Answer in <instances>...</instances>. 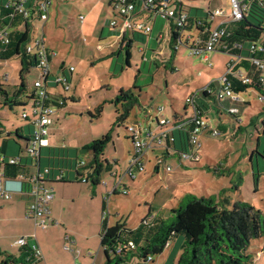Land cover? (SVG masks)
I'll return each mask as SVG.
<instances>
[{
    "label": "rangeland",
    "instance_id": "rangeland-1",
    "mask_svg": "<svg viewBox=\"0 0 264 264\" xmlns=\"http://www.w3.org/2000/svg\"><path fill=\"white\" fill-rule=\"evenodd\" d=\"M109 1L54 0L50 6L49 18L34 19L32 22V37L44 31L48 48L57 53L51 62L50 90L62 92L66 98L65 105L56 108L51 115L52 122L47 135L50 148L46 146L42 149V169L54 165L58 170H68L78 177L76 168L79 161L85 160L89 164L94 158L93 151L87 149V145L111 132L112 140L102 157L112 162L118 161V180L122 177V184L129 193L123 194L122 185L107 201L106 192L111 190L112 184L106 188L103 181L98 184L91 181L82 183L92 194L97 195L96 199L100 203L107 201V209L111 213L109 223L115 224L116 220H119L121 224L134 229L145 218L149 221L153 220L152 216L156 219L169 218L172 215L171 209L177 207L181 198L188 193L198 196L215 194L218 201L227 197L229 203L226 204L230 208L235 202L246 201L264 211V101L259 99V93L253 88L236 91L247 101L232 103L240 108V124L232 114L228 115L219 110L214 102L207 107L205 116L209 125L219 129L221 135L215 137L207 132L202 135L199 162H180L179 155L162 159V150L157 149L144 156L143 171L135 170L133 178L125 175L133 154L127 128L130 122L135 120V116H130L118 124V116L124 112L125 107L123 101H117L120 91L131 90L140 99L141 103L133 106L132 114L137 112V120L148 122L153 119L149 122L152 129H155L158 107L162 108L158 114L160 118L165 116L173 119L176 113L184 115L188 109L186 97L198 94L202 87L223 76L228 65L237 58L226 52L214 51L210 53V61L213 62L210 66L209 60L190 53L185 43L179 45L171 60H168L167 55L164 56L165 59L159 57L154 54V50L158 48L155 38L158 26L164 22L160 17L150 21L153 25L152 32L135 30L134 44L128 47L117 39L116 29L110 26L114 15L118 20L120 17L115 14ZM183 4L185 11L189 13V9L193 8L192 16L199 20H208L211 26L218 24L222 17L211 19L210 12L216 8L230 10L229 0H183ZM251 19L262 21L264 27L263 15H252ZM197 34L196 29H188L183 32V40H186L188 35ZM97 44L102 45L101 50L96 48ZM127 49L130 52V63H127L126 59ZM59 65L63 69H60ZM20 67V59L17 56L0 60V129L6 131L5 134H0V146L7 135L11 142L7 156L14 155L11 147L15 145L22 155L26 154V141L17 136V129L21 135H30L34 130V125L23 118L22 113L25 111L33 118L32 103L26 100V90L39 78V72L36 67H31L24 76L26 86L19 92ZM71 67L74 68L72 71ZM63 73L68 76L70 82L67 91L53 81V78ZM1 88L6 93H3ZM7 96L19 102H27L24 105L17 103L10 106L5 103ZM200 97H197V101L203 106ZM223 103L230 105L227 101ZM189 108L191 109L190 106ZM188 111L190 113L189 109ZM191 114L193 115L192 111ZM226 117L232 118V123L225 120ZM254 117L256 120L252 123ZM176 119L181 118L178 116ZM50 156L52 162H49ZM32 161V158L28 160L29 163ZM167 166H171L172 170L167 172ZM30 169L37 171L36 166ZM108 173L106 169L103 170V180H111ZM104 190L106 194L103 193ZM85 206V213L93 216L95 211L89 209H93L94 205L86 201ZM90 223L91 225L78 224V228L84 225L83 228L80 227L83 233L74 232L71 235L72 240L88 243L89 252L99 251L103 254L101 237L99 232L97 233L102 227L101 219L99 227L94 225L93 217ZM9 226L11 236L7 240V248L0 249V264L6 255L19 254L20 247L13 243L19 237L20 230L13 221L9 222ZM53 230L52 227L47 230L38 229L39 240L45 236V239L54 237L57 241L59 236L50 235ZM186 241L185 233L173 236L171 246H167L162 254L155 256L157 264H175ZM78 246L73 247L72 252L77 253L82 249L81 245ZM173 247L174 251L169 258ZM248 252L254 254V264H264V236L253 240ZM59 255L75 256L63 247L60 248ZM168 259L170 261L166 263ZM78 260L79 263L84 262L82 257Z\"/></svg>",
    "mask_w": 264,
    "mask_h": 264
},
{
    "label": "trees",
    "instance_id": "trees-1",
    "mask_svg": "<svg viewBox=\"0 0 264 264\" xmlns=\"http://www.w3.org/2000/svg\"><path fill=\"white\" fill-rule=\"evenodd\" d=\"M11 2H13V0H11ZM7 3L8 2H5L0 5V28L9 27L11 29L9 33L10 43L0 52V60L10 59L15 56L19 57L21 65L19 77L21 79V84L18 87V91L20 92L26 86L24 81L25 74L31 67L37 68L40 61V56L38 52H36V46L33 41L34 36L32 37V22L34 19L40 20V16L34 6V0H27V16H24V13L16 11L13 6L7 5ZM178 6L182 8V2L179 3ZM188 15L189 17L185 29H196L198 32L197 35L201 39L207 40L209 34L208 20L196 19L191 16L190 13H188ZM252 15H263L264 17V0H252L243 18L223 24L226 33L221 38V45H225L226 47H221L220 49L221 51L239 57L234 67L235 71L243 69L251 76V79H253L251 84H245L242 79L234 76V73L229 74L228 80L233 89L238 91L253 88L259 93L260 98V96H264V84L260 81L261 72L259 70L256 71L257 68L256 65L253 64V59H264V52L253 51L250 45L259 43L264 45V27L262 21L257 22L252 20ZM82 19H84V17ZM179 35L180 28L176 29L172 26L170 43L172 47L175 39H177ZM130 42L131 40L126 43L128 47L131 46ZM240 43L242 44L241 48L238 47ZM30 44L33 47L32 52L27 50V46ZM172 49H174V47ZM47 51L51 53L52 50L47 48ZM126 53L127 63H130V52L128 49ZM52 57V55L48 56L50 63L52 62ZM60 69H63L62 66H60ZM209 85L218 88V80L211 82ZM54 87L57 86H53V88ZM1 91L6 93L2 88ZM48 95L49 99L47 100V104H51L55 109L65 105L66 98L63 93L50 90V85ZM200 96L201 99L204 98L208 102L203 103L204 107H208L211 102H214V105L219 108L237 106L232 103L240 104L247 102L230 100L231 103L227 106L216 99L214 92L209 93L206 90H202ZM35 98L36 88L32 85L29 90H26V100L33 103ZM117 101H123L125 105L124 112L118 116V124L123 123L130 116H135V120H137V112L132 114L134 111L133 106L139 105L141 101L131 90H121ZM26 102L27 101L19 102L9 96L5 99V103L10 106L17 103L24 105ZM175 116L178 117L177 114H175ZM233 116L236 119L240 114ZM255 120L256 117H254L251 122L254 123ZM177 123L180 124V127H177ZM171 125H175V127L168 133L165 147L159 148L162 150L163 159L172 155H179L180 158L183 152L189 151L193 147L191 143V133L197 124L192 117H188L186 120H181L180 122H173ZM4 132L6 133L4 129H0V134H5ZM33 132H31L30 135H21L19 129L16 130L17 136L24 139L26 144L33 137ZM10 133L11 132H7V134ZM207 133H210V131ZM9 140L10 139L6 135L0 146V153L6 157L16 156H7L5 150H3V146L6 145V141ZM111 140V132H109L87 145L86 148L93 151L94 158L89 164L86 163L85 165H81L79 161L78 168H76L79 180L83 177L84 172L87 171V182L91 181L94 184H98L102 180L101 173L104 169L111 173L115 167L114 164H117L116 160L112 162L102 157ZM29 159L30 157L24 155L22 160L23 162L26 161L25 163H4L3 169L5 175L9 178H15L19 174L28 177L25 173V168L31 166V164L27 163ZM51 159L52 157L50 156L49 162H52ZM40 162L42 163V150ZM48 167L50 169V173H47L48 177L54 170L58 169L54 165ZM59 170L65 171V169L62 168ZM137 170L139 171L138 168ZM58 180H64V175L62 179ZM44 181H49V179L46 178ZM26 184H24V186L27 189ZM226 203H229L227 197L218 201L215 194L210 196H198L188 193L181 198L180 204L177 207L171 209L172 215L169 218L156 219L155 217L150 223H141L134 229L120 222L105 226L104 233L101 237V247L106 255L105 264H147L148 257L153 256L154 259L155 256L162 254L165 250V245L168 242L170 243L173 236L178 233H185L187 241L175 264H252L254 261V254L248 252V248L253 240L264 236V211L257 209L254 205L246 201L235 202L231 208L227 207ZM129 241L135 243L136 247L134 249L128 250L123 256H117L113 253V246L115 244L128 243ZM23 250L24 253L19 257L7 255L1 264H35L39 262L34 260L31 255V250L28 247L23 248ZM135 259H137V262H134Z\"/></svg>",
    "mask_w": 264,
    "mask_h": 264
},
{
    "label": "built area",
    "instance_id": "built-area-1",
    "mask_svg": "<svg viewBox=\"0 0 264 264\" xmlns=\"http://www.w3.org/2000/svg\"><path fill=\"white\" fill-rule=\"evenodd\" d=\"M111 5L120 18L119 20L114 16V18L110 21V26L112 29H117L120 32L121 36H124L126 33L131 32L134 33L135 30H142L144 33L152 32L153 25L150 21L154 20L156 17H161L172 22V26L176 29L180 28V35L173 44L175 50L179 48L181 43H185L190 50V53L194 55H201L204 60H209V65L212 66L213 62L210 61V53L214 51H221V47H226L225 45H221V38L225 35L226 31L223 27L224 23L241 19L245 16V13L249 9V3L252 0H229L230 10L227 11L225 9L216 8L214 9L209 17L214 19L215 17H222L218 24L215 26H208V38L207 40L201 39L198 35L192 36L188 35L186 40H183V32L186 31L185 26L188 21V12L182 10L180 6H178L180 2L175 0H110ZM53 0H34V6L37 9V12L40 16V20H45L49 18L50 15V6L52 5ZM7 5H11L15 8L16 11L24 13V16H27V0H13V2L8 1ZM81 18H83L81 16ZM9 27L0 28V52L4 50L7 45L10 43ZM172 36V33H171ZM171 36L168 42L165 40V35L160 33L158 36V41L163 44H167L171 48ZM36 52H38L40 56V61L38 64V72L39 78L34 81V87L36 88V98L32 103V111L33 118L29 116L27 112L22 113V117L26 118L34 125L33 137L26 144V154L16 155L6 157L5 155L0 153V164L2 169H0V195L6 199L11 200L13 198V194L15 192H23L25 189L24 184L27 185V192L32 196V200L28 207L29 216L35 219L36 226L46 229L53 225H58L60 221L57 218H54L51 215L49 204L51 200L54 198L53 187L46 184L44 181L46 179L47 173H50L49 167H45L41 170V150L43 147L49 146V140L47 135L49 134V125L52 122L51 115L55 111V107L51 104H47V100L49 99V85L51 83V63L49 62L48 56H55L57 53L55 51H47V38L44 35V31L40 34L39 32L34 36L33 39ZM203 43V45H202ZM238 47H242V44H238ZM96 48L98 50L102 49L101 44H97ZM251 50L253 51H262L264 52V45L262 43L259 44H251ZM27 50L32 52L33 47L30 45L27 46ZM224 52V51H222ZM227 53V52H226ZM49 54V55H48ZM234 56V55H233ZM237 59L228 65L227 72L221 76L218 80V88L211 87L209 84L201 89L206 90L211 93L214 92L216 99L221 103L226 100L231 101H242L246 102V99L241 97L236 90L233 89L230 81L228 80V75L233 74L234 76L242 79L243 83L251 84L253 79L251 76L243 69L235 71L234 67L239 60V57L235 56ZM253 64L256 65V71L259 70L261 72L260 81L264 84V59L255 58L253 59ZM74 68L71 67L72 71ZM235 71V72H234ZM53 81L57 86H61L64 90H68L70 88V82L68 76L63 73L58 74ZM201 94H192L191 96L186 97L187 105L191 107L193 115H191L192 119L196 122L197 126L193 129L191 133V143L193 147L191 150L183 152L180 157V162L183 161H199L200 150L202 147V135L205 132L210 131L211 136H219L221 135V131L217 128H212L209 125L207 117L205 113L207 112V107H203L200 105V101H197V97ZM201 99V97H200ZM261 101H264V96H260ZM202 100L206 103L207 100L202 98ZM208 103V102H207ZM210 105V103H209ZM225 108V109H224ZM226 112L227 114L237 115L240 110L237 106H229L222 107L219 110ZM162 108H157L156 120H157V128L152 129L150 126L153 119H150L148 122L143 119L133 120L130 122L128 126L129 136L131 137L132 145H133V154L132 160L130 162L129 167L126 170L125 175L130 176L131 178L135 175V170L137 168L139 171H143L144 166V156L148 154V152H154L156 149L165 147V141L168 136V133L175 127L171 124L173 122H180L181 119H176L174 116L173 119L168 117H161ZM204 110V112H203ZM159 117V119H158ZM152 118V117H151ZM237 123H241L242 119L240 116L236 118ZM178 124V123H177ZM180 127V124L177 125ZM28 156L32 158L31 165L36 166V173L24 177L22 174H19L15 178H9L5 175L3 166L4 163L10 164H19L23 162V156ZM163 159V158H162ZM25 163V162H23ZM81 165H85V160L80 161ZM115 169V168H114ZM111 171V176L114 180V185L111 190H108V196L110 197L112 194L116 193V190L122 186V177L118 180V174L116 170ZM158 169V166H157ZM172 170L171 166L166 167V171L169 172ZM87 172V171H86ZM84 172L83 177L80 179L82 182H87V174ZM64 175V171H60V173L56 176V179H62ZM103 181L104 185L108 184L107 180ZM123 194L129 193L127 188L123 185L122 188ZM104 215L108 213L107 210L104 211ZM154 219V216H152ZM149 221L147 218L143 219L141 223L148 224ZM73 242V241H72ZM15 244L21 248L28 247L31 250V255L34 260L40 261L43 258V251L36 240V234L30 235H22L15 241ZM169 242L165 245V248L169 246ZM135 243L133 241H129L128 243H118L113 246L114 254L117 256H123L128 250L134 249ZM65 249L69 251H73V246L66 245ZM263 257V255H261ZM153 256H149L147 259V263L153 262ZM75 264H87V263H79Z\"/></svg>",
    "mask_w": 264,
    "mask_h": 264
},
{
    "label": "crops",
    "instance_id": "crops-1",
    "mask_svg": "<svg viewBox=\"0 0 264 264\" xmlns=\"http://www.w3.org/2000/svg\"><path fill=\"white\" fill-rule=\"evenodd\" d=\"M8 1H10V0H6V2H8ZM175 1H177V2L181 1L183 4V0H175ZM110 2L111 1H109V5H111ZM3 3H5L4 0H0V5ZM183 7H184V4L182 6V10H184ZM189 13L191 16L193 15V8L189 9ZM196 15H197V11H196ZM157 18L158 17H156L154 20H156ZM161 19L164 22H161V24L158 26V28H159L158 33L155 36L157 43H158V48H157V50H154V54L159 55V57L161 56V58H164V56L166 57V55H167L168 60H171L173 55L177 52L178 49L174 51V49H172L167 44H163L162 42H159L158 36L160 33L164 34L165 35L164 41L168 42V40H170V36L172 33L171 32L172 22H170L166 19H163V18H161ZM152 31H153V28H152ZM116 36H117V39L122 44H126L127 41L131 40L130 43L132 46L134 44V40L136 38V33L135 32L134 33L128 32L124 36H121L120 32L116 29ZM124 37H125V39H124ZM152 39H153V36H152ZM166 51H168V53H166ZM59 67H60V65H59ZM171 67L173 69H176L173 65H171ZM226 101L228 104L231 103L230 100H226ZM203 103H205V102L203 101ZM187 108L190 110V113H189L188 109H186L184 115H180V114L176 113L177 116H179L181 118V120H186V118L191 117L192 109H190L189 106H187ZM224 109H223V111H224ZM223 114L226 116L225 113H223ZM219 117H222V116H219ZM225 120H229L232 123V118H230V117H226ZM10 146H11V142L6 141V145L3 146V148H4L3 150H5V152H7L8 148ZM11 150L14 152L13 153L14 155H22L20 153V150H18V147H16V145L12 146ZM27 163H29V162L27 161ZM116 163L117 164H114V166H115L114 170H116L117 165H118L117 160H116ZM29 164H31V163H29ZM32 166L33 165L25 168L26 169L25 173L28 176L36 173L34 170L30 169V167H32ZM0 169H2L1 165H0ZM41 170H43L42 167H41ZM108 172H110V171H108ZM59 173H60V170L56 169V170H54V172H52V174H50L49 177L46 176V178L49 179V181H46V184L53 187V193H54V198L51 200L49 207H50L51 215L60 221V223L58 225H53V226H50L46 229H43L41 227L36 226L35 219L32 218L31 216H29V213H28V207H29V204L32 200V196L30 195V193L27 192L26 187L24 188L25 190L23 192H15L13 194V198L11 200H6L0 195V249L1 248L2 249L7 248L6 247L8 245L7 240L11 236L9 222L13 221L14 224L16 225V227L18 226V229L20 230L19 237L22 235L36 234V240H37L38 244L40 245V247L43 251V258H42V260H40L39 262H36L35 264H74L75 262H79V260H78L79 257H82L84 259L83 260L84 262H82V263L89 262V264H105L106 255L104 252H103V254H100L102 252H99V251H96L95 253L89 252L90 246L88 243H85L82 241L76 242V241L72 240L71 235L74 232H76L77 234H82L83 230L81 228H83L84 225L80 226L81 228L79 227L81 229L79 232L78 231L79 228L77 227L78 224L80 225V224L84 223V224H90L91 225L90 219H91V217H93L94 225L97 224L98 227H99V222L101 219V226L102 227H100L101 230L100 229H98L99 231L97 230V233L99 232L100 237H102L104 230H105V226L114 225L113 223H109L111 213H110L109 209H107V201L109 200V198L111 196L110 197L108 196V200L106 199L107 201L105 200L104 204H102L96 199L97 195L92 194L90 189L87 186L82 184V183H88V182H82L81 180H79V177L72 174V172L66 171V170L64 171V180L65 181L64 180H57L56 176ZM108 174H110L111 180L108 181L107 185H104L106 188H108L110 184H112V187L114 185V180H113V177L111 176V173H108ZM104 178H106V177H104ZM101 179H102V177H101ZM70 180H75V181L71 182ZM117 191L118 190H116V193H117ZM94 192H96V191L94 190ZM103 193H105V190L103 191ZM106 193H108V191ZM107 195H106V198H107ZM104 199H105V197H104ZM86 201L88 203H92V205H94L93 209L88 208L89 210L95 211L93 216L89 215V213H87V212L85 213V210L87 208V206H85ZM94 201H96V202H94ZM105 210L108 211V213L106 215H104ZM101 211H102V213H101ZM154 218H155V216H154ZM106 221H107V224L105 225ZM118 222H120V221L116 220L115 224H117ZM51 227L54 230H53V232L50 233V235L59 236L58 240L56 241V239L54 237L52 239L51 238L45 239L44 238L45 236H43V235H42L43 239L39 240L38 235H37L38 229L47 230ZM137 227H138V225H137ZM177 243H178V240H177ZM13 244L16 245L15 242ZM78 244L82 246V249H79V252L74 253V252L70 251L75 256L70 255V256L61 257L59 255L61 247H63L64 249H65L66 245L77 247ZM169 246H171V243ZM65 250H67V249H65ZM67 251H69V250H67ZM101 251H103L102 247H101ZM173 251H174V247L170 251L171 253L169 255V258L171 257ZM23 253H24V250H23V248L20 247L19 254H16L14 256L19 257ZM10 255H12V254H10ZM169 261H170V259H168L166 263H168ZM134 262H137V259H135ZM147 264H157V260L154 257L153 262H150ZM252 264H254V263H252Z\"/></svg>",
    "mask_w": 264,
    "mask_h": 264
},
{
    "label": "bare ground",
    "instance_id": "bare-ground-1",
    "mask_svg": "<svg viewBox=\"0 0 264 264\" xmlns=\"http://www.w3.org/2000/svg\"><path fill=\"white\" fill-rule=\"evenodd\" d=\"M182 36H183V34H182Z\"/></svg>",
    "mask_w": 264,
    "mask_h": 264
}]
</instances>
